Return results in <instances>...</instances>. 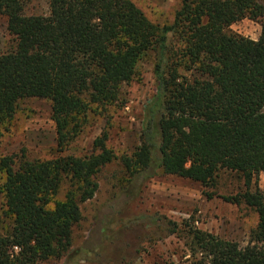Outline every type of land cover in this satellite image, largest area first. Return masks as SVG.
<instances>
[{
  "label": "trees",
  "instance_id": "trees-1",
  "mask_svg": "<svg viewBox=\"0 0 264 264\" xmlns=\"http://www.w3.org/2000/svg\"><path fill=\"white\" fill-rule=\"evenodd\" d=\"M27 1L0 0L14 37L0 52V142L19 103L42 99L51 103L57 149L66 152L88 115H102L122 86L140 76L138 65L149 54L155 93L130 154L107 148L104 132L87 155L0 158L10 220L0 234V264H79L98 255L123 208L160 170L203 187L214 186L222 170L238 174L245 190L224 200L256 212L250 242L240 246L188 228L194 264H264V194L257 185L264 172V5L181 0L173 21L160 25L131 0H47V15L26 14ZM244 19L260 25L257 39L230 30ZM113 161L123 176L95 210L92 236L74 247L80 205L93 199L99 174ZM133 219L156 223L144 215Z\"/></svg>",
  "mask_w": 264,
  "mask_h": 264
},
{
  "label": "rangeland",
  "instance_id": "rangeland-1",
  "mask_svg": "<svg viewBox=\"0 0 264 264\" xmlns=\"http://www.w3.org/2000/svg\"><path fill=\"white\" fill-rule=\"evenodd\" d=\"M131 1L149 20L160 25L173 21L181 3V0ZM258 1L264 5V0ZM25 13L47 15V0H28ZM230 30L255 40L261 27L257 22L244 19L233 24ZM13 40L7 29V18L0 15V52L12 45ZM153 65L154 57L149 54L138 65L140 76L122 86L118 101L102 115L90 113L82 132L63 153L57 149L51 103L42 99L23 100L7 130L3 131L0 158L12 153L25 154L30 160H49L68 154L87 155L92 152L93 140L104 132L108 135L107 148L118 156L130 154L139 145L143 108L155 93ZM182 73L188 77L195 76L193 73ZM122 176V168L117 161L107 165L99 174V188L95 196L80 205L82 219L74 228V247L80 246L90 234L92 236L95 210L114 194V186ZM3 182L4 176L0 172V188ZM257 185L264 194V172L258 175ZM244 190L241 177L230 171L222 170L214 186L203 187L192 180L167 175L160 170L143 184L138 198L123 208L98 255L90 256L79 264H194L196 258L190 250L188 228L245 246L250 242L258 216L244 204L235 205L224 200V197ZM207 193L213 195L209 197ZM62 194L63 191L61 197ZM141 215L153 217L156 223L133 219ZM173 224L177 229L170 233ZM9 225L4 195L0 191V234H4ZM39 264H62V261L49 260Z\"/></svg>",
  "mask_w": 264,
  "mask_h": 264
}]
</instances>
